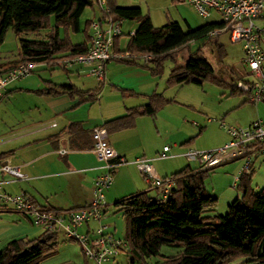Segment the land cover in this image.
I'll use <instances>...</instances> for the list:
<instances>
[{
    "label": "trees",
    "instance_id": "1",
    "mask_svg": "<svg viewBox=\"0 0 264 264\" xmlns=\"http://www.w3.org/2000/svg\"><path fill=\"white\" fill-rule=\"evenodd\" d=\"M93 1L0 0V44L7 29L17 39L14 58L4 61L0 57V75L26 63L34 66L42 64L53 69L59 67L57 60L84 53L91 19L83 22L81 41L73 42L71 34L80 30L79 17L85 8L93 6ZM106 6L107 14L113 19L129 20L135 24L133 33L127 35L122 47V34L113 38V50L125 56L109 61L139 67L156 77L162 74L164 61L169 60L171 67L165 78L166 88L184 84L201 85L207 81L226 89L227 96L248 97L250 90L238 88L237 79L231 78L233 70L224 64L226 51L216 40L218 34L208 35L211 30L222 27V21H208L195 28L185 23V29L175 20L154 26L148 14L143 13L137 5L120 6L115 0H106ZM25 34H32L34 38L27 39L23 37ZM199 40L203 42L193 51L189 50V43ZM204 46H208L214 54L218 72L205 63L196 62L202 57ZM183 49H186L189 60L178 63L174 54ZM60 68L67 71L65 67ZM226 75L231 76L229 80ZM43 84L40 89L15 90L37 95H67L76 98L78 104L89 105L97 101L99 93V86L81 89L70 82L54 83L50 80H43ZM111 88L123 96L134 95L117 86ZM145 98V104L125 108L122 115L105 120L101 126L107 133L130 128L137 117H153L159 109L174 102L173 98L155 91ZM62 131L69 137H78L79 149L91 148L90 131L83 130L80 122H71ZM61 132L51 137H58ZM6 155L7 152H1L0 160ZM223 163L204 168L186 164L169 175L172 183L164 197L149 196L141 191L112 203L115 211L124 218V264H147L148 258L160 255L162 245L180 248L176 253L165 256L162 264H264V186L257 190L252 188V171H239L234 185L239 194L227 204L226 211L208 215L213 211L217 198L205 190L204 181ZM106 210L105 205L103 213ZM2 211L4 208H0ZM56 239V232L45 231L33 238L23 236L10 239L0 249V264H40L54 251ZM114 264H120L117 257Z\"/></svg>",
    "mask_w": 264,
    "mask_h": 264
},
{
    "label": "rangeland",
    "instance_id": "2",
    "mask_svg": "<svg viewBox=\"0 0 264 264\" xmlns=\"http://www.w3.org/2000/svg\"><path fill=\"white\" fill-rule=\"evenodd\" d=\"M120 6L137 5L143 13H147L152 25L161 26L167 20H175L179 22L183 29L186 28L185 23L190 27L195 28L208 21H221L219 14L215 11H210L207 17L199 16L195 10L186 2L179 0H115ZM100 16V10L93 1L92 7L85 8L79 17L80 30L71 34V40L78 42L83 39L81 28L86 19H96ZM262 18H257L254 23L259 28L264 29V8L261 12ZM134 28V23L129 20L121 22V40L120 46H123L127 35ZM43 32H41L42 34ZM23 37L27 39L34 38L32 34H25ZM216 40L221 43L226 51L224 64L233 70V76L226 75V79L252 80L251 75L241 62V42L230 41L226 32L219 33ZM203 40L189 43V50L193 51ZM264 53V41L260 43ZM17 47V39L10 29H7L2 43L0 44L1 60L9 61L14 58ZM202 57L196 60L207 64L214 72H218L215 56L210 51L208 46L202 47ZM174 59L178 63L184 60H189L186 49H183L174 54ZM163 72L156 76L159 81L165 80L171 62L164 61ZM75 66L67 68L63 71L60 67L49 69L45 65L38 64L32 72L17 80H12L11 84H21L24 89H40L43 87V80H51L56 83L62 82H77L76 76L69 70ZM264 74V64L262 68ZM219 74V73H217ZM90 81H93V79ZM10 83V82H9ZM166 97H171L174 102L164 106L161 113L156 115V126L143 128L147 134L142 135L140 143L147 144L148 147H157V151L161 152L162 146L168 147L165 153L166 158L161 160L151 161L154 168L161 166L172 171H178L185 166L188 161L182 154L188 150H210L217 148L218 143L228 137L226 127H244L246 121L257 120L264 117V102L259 101L252 103L247 101L245 95L227 96V90L217 87L207 81L201 85L184 84L182 86L164 87L162 92ZM40 95L24 90H15L10 95L0 99V152L8 149L4 145L6 139L23 133L38 124L42 125V112L37 102ZM246 99L244 103L242 100ZM259 107V109H258ZM260 110V116L257 111ZM164 112V113H163ZM147 118V117H145ZM263 119V118H262ZM148 120V119H145ZM141 128V127H140ZM200 130L198 131V129ZM151 138V140H150ZM19 148V147H18ZM15 149L13 155L18 157L21 150ZM21 148V147H20ZM172 155V156H171ZM12 158V157H11ZM159 159V158H158ZM191 163H189L190 165ZM243 164L242 160H234L221 164L216 167L212 173L204 181L205 190L212 196L217 198L216 205L212 214H223L226 211V206L231 202L235 195L238 197V191L232 186V177L240 171ZM235 181V179H234ZM16 187V185L14 186ZM226 187V188H225ZM153 192V191H152ZM36 205H42L41 199H37ZM91 227L105 224L108 225V231L113 233L115 237L122 238L124 233V218L120 212L115 211L111 202L107 206V210L102 213V218L99 221H90ZM93 225V226H92ZM81 228L78 229L80 232ZM24 231H27L25 234ZM42 232L40 227L32 225L25 220L20 214L15 211L6 209L0 212V249L3 245L12 238H20L27 236L33 238L39 236ZM56 245L54 251L47 255L40 264H94L92 261L85 260L79 245L68 239H65L59 231L57 233ZM179 247H169L162 245L159 249L160 255L148 258L147 264H162L165 256L176 253ZM120 264H124L126 258L124 253L117 256Z\"/></svg>",
    "mask_w": 264,
    "mask_h": 264
},
{
    "label": "crops",
    "instance_id": "3",
    "mask_svg": "<svg viewBox=\"0 0 264 264\" xmlns=\"http://www.w3.org/2000/svg\"><path fill=\"white\" fill-rule=\"evenodd\" d=\"M258 18H262V16ZM134 28H130L132 31L129 34L133 33ZM262 41L264 39H261L260 43ZM85 69V67L75 66L69 72L74 73L73 75L77 78V82L73 81L72 83L81 89L99 86L97 101L94 104H78L76 98H70L67 95H40L37 100L39 104L37 108L42 111L41 113L38 112L44 120L42 125L38 124L34 128L6 139L4 145L8 149L1 152H7V155L0 161L16 166L23 178L12 180L9 176L0 174L1 187L5 192L9 194L24 193L35 204H38L37 199L40 198L42 205L39 206L60 211L85 205L91 199V189L95 176L102 173L103 170L99 167V163L90 148L79 149L77 147L79 144L78 137H69L62 130L69 123L77 121L80 122L83 130L89 132L93 127L101 126L105 120L122 115L125 108L145 104V96L152 91H164L165 80L160 82L159 78L152 77L146 70L133 65L116 64L113 61L106 62L101 82L86 75ZM18 86L22 85L9 83L5 88L3 97L10 95L17 88H25ZM111 86L129 90L134 95L123 96L118 91L113 90ZM245 101L246 99L242 100L240 105ZM161 109L153 117H137L133 127L108 133L110 146L117 156L126 160V163L118 165L113 170L112 184L104 191L106 206L109 202L112 204L114 201L141 191H145L149 196H160V189L154 188L146 182L143 174L137 170L132 160L141 157L151 164V161L162 159L158 157L160 151H157V147L150 148L147 146V142L144 145L140 143L144 141L142 135L147 134L145 131L142 132V127L149 128L150 125L155 127L156 115L161 113ZM257 112L262 116L260 110ZM262 118L259 120L264 123V117ZM250 122L251 120L246 121V126ZM59 132L61 134L58 137H51ZM49 136L50 138H47ZM227 140L228 137L226 136L217 146H222ZM17 148L21 150V153L15 157L13 152ZM60 150L65 151L60 153ZM189 163H191V167L197 166L194 162ZM249 165L250 167L246 171H252L251 186L257 190L264 186V155L255 154L252 156ZM152 168L160 177H170L169 175L173 173V169L161 166L156 168L152 166ZM238 173L239 171L232 177L231 184L236 182L234 179L237 178ZM15 185L16 187H14ZM6 209L8 208H5L4 211ZM89 222L82 226L91 227ZM85 230V227H81L80 231ZM24 232L27 233V231Z\"/></svg>",
    "mask_w": 264,
    "mask_h": 264
},
{
    "label": "built area",
    "instance_id": "4",
    "mask_svg": "<svg viewBox=\"0 0 264 264\" xmlns=\"http://www.w3.org/2000/svg\"><path fill=\"white\" fill-rule=\"evenodd\" d=\"M189 4L195 12L207 17L210 11L219 14L222 27L208 32L214 36L222 32L228 34L230 41L241 42V62L251 75L252 80L237 81L236 86L242 90H250L248 101L257 103L263 101L264 74L262 64L264 53L260 46L264 39V29L255 25L254 20L261 16L264 0H179ZM100 10V16L89 23L88 41L85 52L73 57H64L56 61L59 67H85L86 75L98 82L103 79L104 64L112 58L124 57L112 50L113 38L119 34L121 21L113 19L107 13L106 0H95ZM34 64H19L0 75V98L5 87L12 80H17L31 73ZM228 140L220 147L210 150H188L183 155L188 162H194L204 168L238 158L243 161L241 170L246 171L252 156L264 155V123L259 119L251 121L244 127H226ZM92 151L102 173L95 176L91 189V199L85 205L60 211L45 206L36 205L24 193L9 194L2 189L0 180V208H8L20 214L32 225L42 231L58 233L73 240L79 245L85 260L94 264H114L115 258L126 248L123 238H118L108 231V225L99 224L93 227L82 226L89 221H99L102 218L104 191L112 184V173L115 167L125 164L126 160L117 156L108 142V133L103 126H95L90 131ZM65 150H60L64 153ZM168 147L163 146L158 157H166ZM137 170L141 172L150 186L160 189L164 197L172 183L170 177H160L146 159L136 157L132 160ZM0 174L7 175L12 180L23 178L20 170L7 162L0 163ZM236 181V179H235ZM235 185V182L232 186ZM86 230L79 232L78 229Z\"/></svg>",
    "mask_w": 264,
    "mask_h": 264
},
{
    "label": "water",
    "instance_id": "5",
    "mask_svg": "<svg viewBox=\"0 0 264 264\" xmlns=\"http://www.w3.org/2000/svg\"><path fill=\"white\" fill-rule=\"evenodd\" d=\"M39 240H42V238H40Z\"/></svg>",
    "mask_w": 264,
    "mask_h": 264
}]
</instances>
